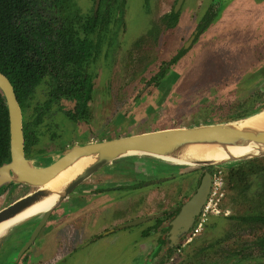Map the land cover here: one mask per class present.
I'll return each instance as SVG.
<instances>
[{"label": "rangeland", "instance_id": "obj_1", "mask_svg": "<svg viewBox=\"0 0 264 264\" xmlns=\"http://www.w3.org/2000/svg\"><path fill=\"white\" fill-rule=\"evenodd\" d=\"M72 1L82 13H90L91 0ZM173 4L174 0L116 2L115 15L118 16L120 11V19H116L114 25L89 35L93 42L98 40V48L97 57L88 68L93 77L88 119L75 124L58 112L56 119L62 125V134L52 137L48 132V124L52 123L49 114L56 107L52 104L45 121L36 127L42 136L41 143L30 153L34 164H44L50 155L64 149H57L58 145L68 147L161 128L234 120L264 106V0H184L180 10V22L184 25L170 31L163 30L162 14L169 12ZM210 4H215V16L202 31L192 34L194 19L198 21ZM178 51H182L180 57L168 63ZM161 68L162 75L151 82L150 78ZM47 88V82L36 88L31 106L25 112L26 120H33L32 108L42 104ZM63 104L70 106L68 101ZM131 159L117 160L83 182L97 185L98 196L88 202L74 201L76 209L86 203L83 207L85 214L78 226L47 224L48 229H52L50 234L56 230L64 237L67 235L69 240L73 239L69 250L63 253L66 247L60 250L64 246H61L62 239L59 241L53 235V238L42 240L41 248L31 246L29 251L33 249L32 254H36L32 258L33 264L142 263L147 241L140 238L138 226H118L135 215L137 203L131 210L126 208L131 198L134 201L145 194L152 187L146 185V181L160 176L137 171L139 162L145 160L143 156ZM251 161L259 167L264 166V156L236 166L248 167L246 163ZM107 168L114 170L108 169V173ZM99 177L107 179L96 182ZM178 180L186 181L184 175L175 181ZM141 182L145 185L134 186ZM173 182L166 180L162 184ZM194 182L191 180L190 184ZM114 183L125 184V187L118 188ZM225 183L229 186L227 176ZM32 190L33 187L26 184L8 185L0 193V209ZM184 197L181 189V198ZM72 204L63 201L59 209L69 208ZM223 204L230 207L231 216L264 214V169L259 174L249 175L245 187L227 188ZM36 220L20 223L0 238V264L18 262L17 253L24 239L20 235L34 226ZM208 223L198 243L199 248H205L207 255L200 261L193 256L188 264H208L210 261L227 264L226 255L220 250L228 251L236 247L237 242L245 245L247 257L238 264L262 262L253 242L263 228L257 230L242 219L230 217L224 220L211 216ZM78 227L85 232L79 240L77 236L81 230ZM111 229L113 231L105 234ZM87 233L95 236V240L83 246Z\"/></svg>", "mask_w": 264, "mask_h": 264}, {"label": "water", "instance_id": "obj_2", "mask_svg": "<svg viewBox=\"0 0 264 264\" xmlns=\"http://www.w3.org/2000/svg\"><path fill=\"white\" fill-rule=\"evenodd\" d=\"M0 94L4 99L8 112L10 154L9 161L0 165V189L11 183L26 184L33 187L31 192L18 197L0 209V222L15 216L48 194L54 193L56 195V201L50 208L27 220L29 222L34 218L37 219L34 226L20 235L24 239L17 253L18 258L34 241L48 220L51 211L60 201L86 179L117 160L140 159L143 156L145 160L139 162L140 169L136 170L150 176H162V179H167V177L182 172L205 168L194 193L184 201L180 212L171 222L172 229L169 239L171 242L176 243L186 235L182 230H184L187 223H192L206 200L211 186V174L207 171L209 166L231 168L243 161L264 156V128H248L239 124L251 115L262 111L263 106L234 120L161 128L112 139L75 143L57 154H53L54 156L50 155L44 164H34L31 158L24 155L22 114L14 89L9 79L1 72ZM193 146H214L228 154H230L228 147L252 146L257 149V152L239 156L230 155L226 159L214 161H183V158H190L188 149ZM84 158L91 159V162L82 167L59 191L51 192L43 188L60 172ZM150 158L151 160H149ZM192 158L195 159V156ZM155 171L159 173L156 174ZM153 261L157 264V259L154 258ZM149 262L152 263L151 260Z\"/></svg>", "mask_w": 264, "mask_h": 264}, {"label": "trees", "instance_id": "obj_3", "mask_svg": "<svg viewBox=\"0 0 264 264\" xmlns=\"http://www.w3.org/2000/svg\"><path fill=\"white\" fill-rule=\"evenodd\" d=\"M42 3H47L50 14L42 13ZM81 18L72 0H0V72L9 79L22 108L30 106L41 83H48L45 100L33 107L34 119L27 122V149L37 140L33 126L42 121L41 115L52 104L73 122L89 117L92 80L85 65L92 44L80 36ZM9 158L8 112L0 94V165ZM246 164L248 167L226 169L228 188L245 187L249 175L264 169L263 164L259 167L254 161ZM260 213L235 218L258 229L257 224L264 226V214Z\"/></svg>", "mask_w": 264, "mask_h": 264}, {"label": "flooded vegetation", "instance_id": "obj_4", "mask_svg": "<svg viewBox=\"0 0 264 264\" xmlns=\"http://www.w3.org/2000/svg\"><path fill=\"white\" fill-rule=\"evenodd\" d=\"M91 1H92V6L90 7V13H82L80 11V9L76 5L75 6L79 10V13L82 16L81 24H80V28H81L80 34H82V39L84 41L92 44V48L90 49L91 56L89 57L88 64L85 65V70L92 80L91 83H92V91H93V77L89 73L88 68L90 67L91 63H93V61L97 57L96 49L98 48V46H97L98 40H96V42H93L90 39L89 35H92L95 31L100 30L101 28H103L105 26L109 27L110 24L114 25L116 19H120V17H121L120 11H118V13H119L118 16L115 15V12L117 11L115 4H116V2L119 3L121 0H91ZM178 1L179 0H174V4H173L172 8L169 10V12H163V14H162V17L164 19V24L162 26L163 30L170 31V29L174 30V29H177L178 27L184 25V24H181V22H180V16H181L180 10H181V7H182L184 0H181L180 3H178ZM73 3L75 4V2H73ZM214 5L215 4H210L208 6L207 10H205L202 13L203 15L200 17V19H198V21L194 19L193 26H195V27L193 28L192 34L196 35L200 31H202L205 27L208 26V24L211 22V20L213 19V17L216 14L215 13L216 7ZM40 9L44 15L51 13L50 9H48L47 3L46 4L42 3L40 5ZM93 20H95V21H93ZM194 38H195V36H193V39ZM166 42L168 43V41H166ZM181 53H182V51L176 52L170 58V60H168L167 62L173 63L177 58L180 57ZM162 73L163 72H162V68H161L150 78V81L155 82L156 78L159 75H162ZM47 90H48V88H47ZM92 91H91V94H92ZM90 101H91V99H90ZM90 101H89V103H90ZM30 102H31V100H30ZM18 104H19V102H18ZM19 106H20L21 114H22L24 155L26 157L30 158V155H31L30 153L32 151V148L33 147L36 148V146L40 142V137L42 136V133L40 131H38V129L36 130V127H38L39 125H41L43 123V121H45V119H46L45 115L47 113H45L44 115H41V118L43 117V119L38 125L33 126V130H34V133L36 135L37 140H36L35 144H33L32 146L30 145V147L27 149L26 148V138H27V122H28V120H26V117H25V112H26L27 107L22 108V106L20 104H19ZM30 106H31V103H30ZM89 107H90V104H89ZM53 110L54 111L49 114L50 115L49 117H51V119H52V121H51L52 123H49V124L47 123L49 125L48 132L52 137H53V135L60 137L62 134V125L56 119V114L59 112V113H62L67 119H69V118L62 111L57 110V105H56V107H54ZM49 111H50V109H49ZM34 115H35V112L33 111V108H32L33 119H34ZM73 123L76 124L77 122H73ZM59 147L61 149H63L66 146L58 145L56 148L58 149ZM108 169H110V170H112V169L107 168V172L110 173ZM204 170H205V168L186 171V172H182L181 174L172 175L170 177H167V179H162L161 176L154 178V179H151L148 182L146 181V185H152L150 190H148L145 194H142L139 198H137L134 201L131 198V200L128 203V205L126 206V208L131 210V208H134L133 204L137 203L135 206V208L137 210L134 211L135 215L132 216L130 219L120 223L118 228L138 226L136 228H138L140 238L147 241L146 242L147 244L144 246V248L147 251H146L145 256L142 259L141 264H156L153 261L154 258L157 259V261H156L157 264H188L189 258H192L193 256L196 258L198 257L199 261H200V260H202V257H205L207 255L205 248L204 247L199 248L198 243H199V239L202 237L204 231L207 229V227L209 225V223H208L209 217H211V216L222 217L224 220L226 218H229V217L235 218V216H231L232 213H231L230 207H228L227 204L226 205L223 204V200L227 195V188H228L227 184L225 183L226 170H224L223 168H220V167L209 166L207 168V171L211 174V186H210V189H209V192L207 194V197H206L204 204L207 202L209 196L212 193L213 176L215 173L220 172V175H221L222 180H223V186L221 187L222 196L218 199L217 204H216V207L218 209V213L215 214V213H212L209 211L206 214L205 220L201 226L200 231L196 235H194L193 238L188 243H185L184 241H185L187 234H189L191 232V230L193 229V227L197 223V219L200 216L203 205H204L203 204L200 207L199 212L195 216L192 223L191 222L187 223L184 230H182L183 232H185L186 235L184 237H181L180 240L177 241L176 243L170 241L169 236H170V232L172 229L171 222H172V220L175 219V217L180 212L181 206L183 205L184 201L186 199H188L194 193V191L197 187V183L199 182ZM181 175H184L188 184L184 180L175 181ZM106 179H102L101 177H99L95 181L101 182V180H106ZM166 180H170V181L174 180V182L171 184L163 186L162 182H164ZM191 180H193V182L195 181L194 182L195 186H194V183L190 184ZM179 182H181V183H179ZM14 184L15 183H11V185H14ZM114 185H117L118 188H123V186L125 187V184L124 185H122V184L118 185V184L114 183ZM144 185H145V182H141V184L137 183L134 186L136 188H138V186H144ZM7 187H8V185L4 188V190ZM78 187L79 186H77L66 198H64L62 201H60V203L55 208H53V210L51 211L45 225L42 227L39 234L36 236V238L30 244V246L22 253V255L20 256V258L16 264H33L32 258L36 254L33 255L32 250L36 247L35 245H37L38 247L40 246V248H41L42 240L45 241V240H48L50 237L53 238V235L55 237H57L59 241L62 239L61 246L62 245H64V246L61 247L60 250L64 247H66V250L63 253H66L67 250H69L73 239L69 240L67 235H65V237H64V235L62 233H59L56 230H55V232H53V231L51 232L53 234H50V230H52V229L49 230L48 227L51 226L53 223H56V224H63L64 223V225H66V226H70V225L78 226V221L85 214L83 212V207L86 206V203L84 204V206H81V207L76 209L77 206H74V201H83L84 200V201L88 202V200L98 196V195H96L97 185H95V184L90 185V184H85V183L83 184L82 183L80 190H77ZM189 187L191 188V190H189ZM181 189H182V191H184V194H185L184 198H181ZM87 191H92V192L87 194L86 193ZM152 192H153V194H152ZM63 201H66V202L70 201L73 204L69 208H67V207L65 208L63 206L64 208L59 209V206ZM74 211L76 213H74ZM34 219H36V218H34ZM137 220H140V221H137ZM132 222H135V223H132ZM48 223H50V224L47 227ZM262 226L263 225L257 224V228H258L257 230H261ZM53 227H54V225L51 228H53ZM79 229L81 230V228H79ZM115 229L116 228H114L113 230H115ZM104 230H105V228H104ZM113 230L111 229V230L105 232V234H107ZM84 233H85L84 230H81V232L77 236V240H79V238L82 237V235H84ZM87 234H88V238L84 242L85 244L83 243L84 244L83 246H86L95 240V236H93V235L90 236V233H87ZM63 238H65V239L63 240ZM261 238H264V232L263 231H259V234H256V236L254 238L255 241L253 242V245L255 247V251L259 252V254H260V257H258V258H261V261H262V262H258V264H263V261H264V242L263 243L260 242ZM169 244H170V246H169ZM33 245H34L33 249L31 251H29L31 246H33ZM147 245L150 246V248L147 249L146 248ZM235 246L236 247L233 246L228 251H225L223 249L220 250V251L224 252V255H226V259L228 261L227 264H238L240 262H243L247 258L245 255V252H244L246 250L245 245H243L241 243L239 244L237 242V244ZM231 256H232V258H230ZM56 258H54V260ZM150 260L152 261V263L149 262ZM185 262H187V263H185ZM197 263H199V262H197ZM39 264H41V263H39ZM189 264H191V263H189ZM208 264H214V263L212 261H210Z\"/></svg>", "mask_w": 264, "mask_h": 264}, {"label": "bare ground", "instance_id": "obj_5", "mask_svg": "<svg viewBox=\"0 0 264 264\" xmlns=\"http://www.w3.org/2000/svg\"><path fill=\"white\" fill-rule=\"evenodd\" d=\"M243 127L252 128H264V109L256 114L251 115L242 122L239 123ZM228 154L224 150L214 146H193L188 149L189 157L183 158V161L192 160H222L228 158V156H239L243 154H253L257 152V149L250 146L246 147H228ZM195 156V159L192 158ZM170 158V157H169ZM172 159V158H171ZM91 162V159H82L75 163L73 166L68 167L64 171L60 172L50 182H48L43 188L50 190L51 192L59 191L71 178H73L82 167ZM56 201V195L54 193L44 196L39 201L33 203L15 216L0 222V238L9 232V230L20 223L27 221L30 217H34L38 213L50 208ZM6 237V236H5ZM2 239V238H1Z\"/></svg>", "mask_w": 264, "mask_h": 264}, {"label": "built area", "instance_id": "obj_6", "mask_svg": "<svg viewBox=\"0 0 264 264\" xmlns=\"http://www.w3.org/2000/svg\"><path fill=\"white\" fill-rule=\"evenodd\" d=\"M222 186H223L222 177L220 175V172H217L213 176L212 193L209 196L207 202L203 205L201 214L197 219V223L195 224L191 232L187 234L185 241H184L185 243H188L193 238V236L196 235L200 231L201 226L205 220L206 214L209 211L215 214L218 213L216 204H217L218 199L222 196V193H221Z\"/></svg>", "mask_w": 264, "mask_h": 264}, {"label": "crops", "instance_id": "obj_7", "mask_svg": "<svg viewBox=\"0 0 264 264\" xmlns=\"http://www.w3.org/2000/svg\"><path fill=\"white\" fill-rule=\"evenodd\" d=\"M111 169H113V168H111ZM114 170V169H113Z\"/></svg>", "mask_w": 264, "mask_h": 264}]
</instances>
